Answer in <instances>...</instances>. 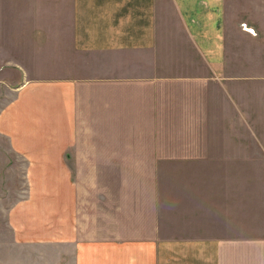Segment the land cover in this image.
Masks as SVG:
<instances>
[{"label":"crops","instance_id":"crops-1","mask_svg":"<svg viewBox=\"0 0 264 264\" xmlns=\"http://www.w3.org/2000/svg\"><path fill=\"white\" fill-rule=\"evenodd\" d=\"M248 165L264 0H0V264H264Z\"/></svg>","mask_w":264,"mask_h":264},{"label":"rangeland","instance_id":"rangeland-1","mask_svg":"<svg viewBox=\"0 0 264 264\" xmlns=\"http://www.w3.org/2000/svg\"><path fill=\"white\" fill-rule=\"evenodd\" d=\"M4 102H5L4 100L1 101L2 104H4ZM107 134L109 135L108 138H110L112 140H122V136L119 133H113V132H111V133H107ZM100 137H103V139H107L104 136V133H102L100 135H99V133H91V132L81 133V139H87L88 138V139L97 140ZM3 141H4V139H3ZM86 155H88V154L86 153ZM73 166H76V165H73ZM82 166L84 167L85 170H89V169L95 170L94 167H93V165H88V164L78 165V167H81V168H82ZM130 166H133V165H130ZM248 166L251 169L254 168V167H257V169H256V173L257 174H260L261 175L262 172H264V165H248ZM122 167L125 168L126 165L114 164L113 165V170L114 171H121L122 170ZM243 169H245V167H243ZM13 177H16L17 179L16 178L12 179L10 181L11 182L10 185H9V183L7 184V181L3 180V185L5 184L3 187L6 188V187H10L11 186V188H12V190H11L12 192L11 193H13L12 195H9L7 197L8 201H7L6 205H9L14 200H16L18 198H21L22 197V194L24 193V191L21 189L22 183H20V181H21L20 174H13ZM18 187H20V188L17 189V190H13L14 188H18Z\"/></svg>","mask_w":264,"mask_h":264}]
</instances>
